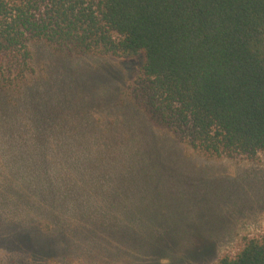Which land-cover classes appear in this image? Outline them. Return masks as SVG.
Segmentation results:
<instances>
[{"label":"rangeland","instance_id":"rangeland-1","mask_svg":"<svg viewBox=\"0 0 264 264\" xmlns=\"http://www.w3.org/2000/svg\"><path fill=\"white\" fill-rule=\"evenodd\" d=\"M31 49L0 97V264H216L264 235L263 155L207 160L153 124L142 59Z\"/></svg>","mask_w":264,"mask_h":264},{"label":"trees","instance_id":"trees-1","mask_svg":"<svg viewBox=\"0 0 264 264\" xmlns=\"http://www.w3.org/2000/svg\"><path fill=\"white\" fill-rule=\"evenodd\" d=\"M32 43L142 59L129 91L207 160L264 156V0H0V97L27 91ZM216 264H264V235Z\"/></svg>","mask_w":264,"mask_h":264},{"label":"bare ground","instance_id":"bare-ground-1","mask_svg":"<svg viewBox=\"0 0 264 264\" xmlns=\"http://www.w3.org/2000/svg\"><path fill=\"white\" fill-rule=\"evenodd\" d=\"M254 182V181H253Z\"/></svg>","mask_w":264,"mask_h":264}]
</instances>
